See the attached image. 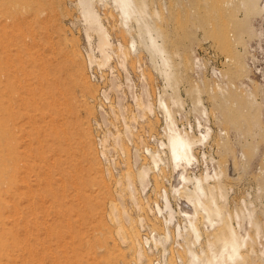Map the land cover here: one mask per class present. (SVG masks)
<instances>
[{
    "label": "rangeland",
    "instance_id": "374dc122",
    "mask_svg": "<svg viewBox=\"0 0 264 264\" xmlns=\"http://www.w3.org/2000/svg\"><path fill=\"white\" fill-rule=\"evenodd\" d=\"M170 1L149 0V5L151 9L157 8L161 13V20L158 21L160 23L157 24L164 33V41L173 55V61L177 63L181 57L182 64L185 62L183 66L190 63L185 67L186 70L182 64L177 65L178 87L185 105V110L183 108V111L177 112L180 126L195 124L197 114L192 104L196 94L192 93V88L197 83L200 91H203L200 93L201 98L203 97L209 111V123L214 130L210 145L198 149L197 155L201 157L202 153L206 152L215 162L229 167L231 174L234 158L241 149L245 151L246 157L249 155L247 163L250 168H247V165L245 170H237V174L232 172L231 177L226 180L231 196L229 207L233 210L237 204L240 206L243 200L251 197L257 207L263 210L264 190H261L264 187V159L260 157L264 156V131L255 134L256 127L251 119L243 115L244 120L242 116L239 117V121L243 122L240 123L239 118L232 119L233 113L232 116L230 114L235 108H242L246 114L253 112H249L251 109L246 107L249 106L247 97L243 101L246 106H240L235 100L237 95L245 97L250 90L254 91L255 84L233 67L234 62H229L227 58L232 57L231 51L226 52L228 45L224 46L223 40V43L216 45L211 38L206 40L208 36H204V13L206 11L207 19L213 9L217 10L219 7V0H213L214 4H217L215 7L212 1L210 3L213 5L210 6L205 0H189L190 5L185 0V14L181 9L178 10L177 23H180H176L175 28L169 15ZM76 2L77 0H0V264H136L132 250L120 241L117 234L118 223L111 215L112 205L117 203L120 190L123 195L126 191L124 208L133 214L134 222H123L124 227L126 226L124 229L128 228L127 232H134L139 215L147 217V223L151 227L162 226L160 218L148 212L147 205H152L156 199L160 201L159 186L161 189H170L171 169L164 167L160 174L154 173L157 176H152L156 178L152 179L147 195L143 197L139 194L144 209L141 207L137 210L131 201H128L129 194L124 181L127 174L136 177L133 161L135 148L142 152L143 163H148V156L144 155L142 147L145 144L156 148L157 137L163 134V117L158 111L152 118L150 116L146 119L148 122L139 121L131 143L126 140L123 143L125 156L120 150L113 149L114 154L111 153L110 156L114 158L115 165L101 156L99 141L106 128L101 124L99 109L102 106L108 111L110 105L115 104V96L112 95L111 100L107 102L102 96V92L109 85L110 70L107 67L100 70L97 65L92 68L89 66V46ZM205 3L214 7L211 12L204 9L209 7L203 5ZM97 6L112 35V41L116 45H126L129 36L121 28L115 10L109 5ZM195 13L200 14L198 16ZM225 15L227 17L225 16L224 24L232 25L233 18L227 13ZM210 21L212 20H208ZM229 39L228 42H233ZM249 39L248 36L245 37L246 41L251 42ZM211 41L215 47L211 46ZM230 43L228 49L233 50V47H236L239 52L243 51L242 44L238 46L233 42L231 44L235 46L232 47ZM262 44L261 48H258L257 42L252 41L254 53L259 59V68H264V41ZM197 46L201 48L198 57L203 62L202 71L198 76L191 69L192 61L189 60L192 59L193 48ZM232 53L236 51L233 50ZM112 62L115 74L125 81L124 72L119 68L117 59ZM139 63L145 69L153 97L156 98L163 89V80L153 69L149 55L140 50L138 55L131 54L128 61L129 72L136 84L139 82ZM217 68L222 72L219 79L214 78L213 74ZM254 73V81L261 82V74ZM199 79L203 85L198 82ZM216 83L225 85L228 89L226 94L230 96L224 97L218 93ZM225 98L229 99L226 101ZM126 99L127 118H130L135 107L129 97ZM228 107L233 109L230 111ZM258 111L256 113H259V121L264 125V112L261 109ZM111 118V129L122 131L121 117L117 120ZM248 124L254 130L249 129ZM110 146L113 147V140L110 141ZM251 150L255 152H248ZM200 163L192 170L197 176L205 171L204 164ZM127 168L132 169L129 172ZM119 180L122 181V186L118 185ZM117 185L120 187H116ZM123 189L125 191H122ZM171 199L176 207V201L173 197ZM145 200L148 204L144 203ZM119 204L118 201V206ZM119 208L123 207L120 205ZM137 228L139 237L148 233L147 230H140L138 226ZM171 247V257L173 254L175 259L177 247L175 244ZM126 248H129L130 252Z\"/></svg>",
    "mask_w": 264,
    "mask_h": 264
},
{
    "label": "bare ground",
    "instance_id": "6f19581e",
    "mask_svg": "<svg viewBox=\"0 0 264 264\" xmlns=\"http://www.w3.org/2000/svg\"><path fill=\"white\" fill-rule=\"evenodd\" d=\"M210 1H212L213 4L215 2V0L214 2L213 0H205L206 3H210ZM185 2V0H171L169 2L171 4H169V15L171 16L173 27L176 26L179 18L177 16L179 13L178 10H186ZM187 2L190 5L189 0H187ZM76 3L78 10H80V17H82L81 20H83L82 24H84V30L87 38L86 40L89 46L87 55L89 66L92 68L94 65H97V68L100 70L105 67L110 70L108 82L109 85L102 92V96L103 99H105V102L111 100L112 95L115 96L113 97L115 98V104H111L108 111H106L102 106L99 109L101 124L103 125V128H106L104 129L106 131L102 139L99 141V146H101V156L115 165L114 158H111L112 156H110L112 155L111 153H113V149H118L120 150V153H124L123 151L125 149V145H123V143L125 140L126 142L128 141V143H131L134 137V131L137 130L136 127L138 126V122L141 120H146L150 116L152 118V116L158 111L163 117V134L159 138L156 136V148L145 144L143 147L141 146L143 148L144 155L148 156V163H143L144 158L141 155L142 152L140 153L139 148H135L134 152H132L137 173L136 177H133V174H127L126 178L124 177L125 188L129 194V198L127 199L128 201H131L133 207H135L137 210H140L143 204H141L142 200H140L139 194H142V196L147 195V192L151 188L153 182L152 179L156 178H153L152 176H157L154 173L160 174L164 167L171 169L172 180H170L169 184L170 189L168 190L166 187L161 189L159 186L161 190L160 194H158L160 196V201L156 199L152 205H147L149 207L148 212H151V215L153 214L155 217L160 218L162 226L151 227L147 223V221H149L147 217L139 215L138 219H136V223L138 225L136 223L135 224L140 228V230H147L148 233H145L139 237V234L136 231V225V228L132 234L127 232L128 228L124 229L126 226L124 227L123 222L125 221L130 224L134 221L132 218L133 214L124 208V195L126 193L125 189L122 190L125 191L124 195L122 192H120V190L117 196V199L120 203L119 206L121 205V207H123L121 208L122 210L118 206V201L117 203H113L111 209L112 218L116 220L115 222L118 223L119 226L117 229L118 237L123 244H126L132 250L131 252L135 257L133 260L136 262V264H258L257 262H262L264 264V209L260 210L257 207L258 205H256L250 196L248 200L246 198L242 202L240 201L241 205L239 204L240 206H238L237 204L235 209L232 210L229 207L231 196L226 180L231 177L232 172L233 174H237V170L243 171L246 169L245 167L248 165L247 158L249 155L246 157V152L241 149L240 153L236 155V158L233 160V171L231 174L229 172V167H224L225 165L223 166L222 163L220 164L218 161H216L218 164L215 165V159L206 152H203L201 157L198 156L199 154L197 155L198 149H203L210 143L214 130L209 123V111L205 106L203 97L201 98L200 93L202 90L200 91V87L197 83H195L196 85L192 88L193 92L191 91L193 94H196L192 104L194 106V112L197 114L195 124L193 125L188 123L187 126H180L177 112L178 110H182L185 105L179 92V81L177 80L179 79L177 77L179 67L177 68V65L182 64V58L178 57L180 61L177 63L173 61V55L167 48V43L164 41V33L161 27H159L157 24V22L161 20L160 11L153 7L151 9L149 0H77ZM206 3L203 5L207 6L208 4ZM212 3L209 5L212 6ZM97 4L103 5L104 7L109 5V7L115 10L119 18V24L121 28L124 29L129 36V41L126 45L123 43L116 45L112 41V35L104 23L102 14L97 8ZM155 5L154 7H156ZM215 5L217 6V4H214V7ZM218 5L219 7L217 10L210 6L207 7L211 8V10L204 7V9L207 11L211 12L212 9L214 11L210 13V16H208L207 19L206 11L204 13V19L206 22L203 24L204 21H202V25L205 26L204 30L206 31L204 36L205 38L208 36L206 40L211 38V40L218 45L224 41V46L227 44L228 48V43H230L228 42L229 37V40H232L238 46H241L242 44L243 51L241 50L242 52H239L238 49V51L236 50V47H233L235 45L231 44L233 43L231 42L230 44L236 53L233 54V50H230L226 47V52H228V50L231 51L232 56L230 57L229 53H227L226 55L229 56L227 59H229V62H234L233 67H235L238 72H241V74L243 73L242 76H246L252 84H255L254 87L256 88L254 91L250 90L248 93H246L245 97L237 95L235 100L236 103L238 102L240 106H243V101L247 97L249 100V106H244L251 109L249 112H252L253 110L252 113L246 114L242 108V111L238 109L236 110V108L231 111V109L234 108V106L233 108H230L232 105L227 109L229 110L230 108L231 112H229L231 116L233 113V116L231 117L232 119H238L241 116L243 118V115L245 118L249 120L251 119L250 121H252L253 126L256 127L254 133L261 134V132L264 131V125L261 121H259L260 116L258 115L259 113H256V111L261 109L264 112V68L258 67L260 63L258 57L254 53L252 41L255 40L257 42L258 48H261L260 46L263 45L264 0H219ZM197 9L199 10V8ZM225 13H227L230 18H233L232 25L230 26H227L228 23L224 24V21L227 17ZM196 14L199 16L200 13H195V15ZM210 19L212 21L208 22ZM205 24L207 25V28ZM231 31H233V33ZM246 36H248L250 38L249 40L252 41H246ZM94 38H96L95 41ZM215 44L212 43L211 46L215 47ZM218 47L219 46H217V49ZM222 47L223 46H221V48ZM196 48H193L192 59L189 60L192 61L191 69L193 70L194 74L198 76L199 72L202 71L203 62L197 57L195 53ZM140 50L145 51L149 55L153 69L163 80V89L162 91H159L156 98L153 97L150 86L151 84L148 82L149 80L144 72L145 69L141 63H139L137 68L139 71V82L137 84L129 72V56L131 54L138 55ZM234 55L236 56L234 57ZM114 59H117L119 68L124 72L123 75H125V81H122L120 77L115 74L114 68L112 66V61H114ZM183 64L181 66H183ZM188 65L183 66L185 70V67ZM184 69L183 71H185ZM218 70L219 73H217L216 70L213 72L214 78L216 79H219L222 75L221 70L219 68ZM254 72L261 74V82L258 83L254 81L252 77L255 74ZM200 80L201 79H199L198 82H200ZM215 85V88H217L219 91L218 93H220L222 96H230L226 94L228 89L225 85H218L217 83ZM127 97L130 98L135 107L130 118H127L128 110L125 104ZM221 103L225 104L226 102ZM244 108L245 107H243V109ZM247 108L245 111L248 110ZM110 117H114L116 120L117 118L121 117V123L123 122L122 131H113L111 129L113 122L111 121L112 118L110 119ZM232 119L231 121L233 124ZM239 120L240 118L238 121ZM242 120H244V118ZM239 122L243 123L241 121ZM245 124L247 125V123ZM245 124L243 126H245ZM234 127L235 125L233 124V128ZM250 127L251 126L248 124V128L252 129ZM248 128L247 130H249ZM257 128L258 131H256ZM111 140H113V147L110 146ZM250 146L252 148V145ZM126 147H128V145ZM116 150L114 152H116ZM248 152L253 154L255 150ZM125 154L126 153H124L123 156H125ZM255 156L257 157L256 153ZM260 158L264 159V156ZM200 162L204 164L205 171H203L201 175L197 176L196 174L192 173V170L193 167L197 166ZM113 164L112 166H114ZM248 167L249 165L247 168ZM131 169L132 168H130V170L128 169L129 172ZM118 179H120V177ZM118 185H123L121 180L118 181ZM118 185L116 187H120ZM263 190L264 187L261 191ZM259 193L261 192L259 191ZM172 197L176 201V207L173 206L171 199ZM151 202L152 201H150V203ZM144 203H147L146 200ZM179 217L181 220H179ZM150 224L152 225V223ZM172 244H175V247H177L178 251L175 259L173 258V254L171 257V253H173V251L171 252V248H173V246L171 247ZM129 248L126 249L128 250ZM181 250L182 252H180Z\"/></svg>",
    "mask_w": 264,
    "mask_h": 264
},
{
    "label": "built area",
    "instance_id": "2783aa9c",
    "mask_svg": "<svg viewBox=\"0 0 264 264\" xmlns=\"http://www.w3.org/2000/svg\"><path fill=\"white\" fill-rule=\"evenodd\" d=\"M200 52H201V48H200V46H199V47H197L196 50H195V53H196L197 57L200 55ZM198 58H199V57H198ZM199 59H200V58H199ZM216 72L219 73L218 68H217Z\"/></svg>",
    "mask_w": 264,
    "mask_h": 264
}]
</instances>
